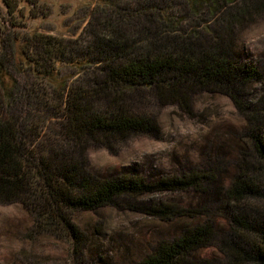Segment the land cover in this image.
Here are the masks:
<instances>
[{"label":"rangeland","instance_id":"rangeland-1","mask_svg":"<svg viewBox=\"0 0 264 264\" xmlns=\"http://www.w3.org/2000/svg\"><path fill=\"white\" fill-rule=\"evenodd\" d=\"M143 1L148 0H0V51H20L27 40L25 51L36 54L42 36L73 42L86 51L90 36L85 28L94 11L110 12L113 3L137 7ZM162 2L169 17L162 21L170 25V32L203 31L220 7L219 0ZM231 33L242 64L264 80V11L246 16ZM75 73L65 66L60 77L70 86ZM13 75L28 87L42 85L29 73L14 69ZM54 96L48 88L40 100L47 105L37 107L36 122L29 126L41 135L34 149L38 155L62 140L64 120ZM241 102L239 109L222 92H201L193 97L190 110L177 105L148 108L159 125L155 134L112 141L108 147L92 145L82 156L76 149L71 165L102 178L135 175L155 183L196 173L208 180H202L199 189L125 197L96 211L0 206V264H139L160 243H171L186 230L200 227L211 235L209 245L194 251L188 264H229L233 259L226 254H242L241 248L249 253L258 245V233L264 232V163L256 152L257 139L264 142V84L254 82L242 92ZM234 189L243 196L238 202ZM162 206L185 216L162 221L150 211Z\"/></svg>","mask_w":264,"mask_h":264},{"label":"trees","instance_id":"trees-1","mask_svg":"<svg viewBox=\"0 0 264 264\" xmlns=\"http://www.w3.org/2000/svg\"><path fill=\"white\" fill-rule=\"evenodd\" d=\"M219 1L217 13L212 12L215 19L203 31H167L170 25L162 21L169 19L166 3L162 8L159 0L137 7L113 3L110 12L92 13L85 28L90 36L86 51L73 42L44 36L36 54L25 51L27 40L20 51H0V206L96 211L125 197L199 189L207 176L189 173L148 183L135 175L102 178L71 164L78 148L82 156L92 145L108 147L112 141L124 143L135 135L157 133V119L148 112L156 105L190 110L195 95L222 92L242 109V92L264 80L242 64L231 32L246 16L264 11V0ZM222 23L225 26L218 31ZM65 66L77 72L73 85L60 77ZM14 69L31 74L42 85L19 83ZM48 88L64 120L62 140L38 155L34 149L41 135L29 126L36 122L37 107L47 105L40 100ZM257 143L264 163V142ZM247 189L255 193L252 187ZM231 193L237 202L243 198L236 189ZM150 211L165 222L185 216L168 206ZM210 236L206 227L186 230L175 241L160 243L139 264H188L194 251L209 245ZM258 237L249 253L241 248L242 254H226L234 260L229 264H264V232Z\"/></svg>","mask_w":264,"mask_h":264}]
</instances>
